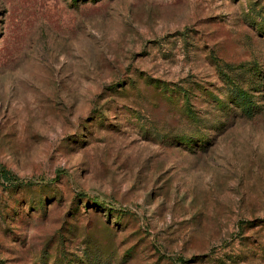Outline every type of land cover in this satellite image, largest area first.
I'll use <instances>...</instances> for the list:
<instances>
[{"label": "rangeland", "instance_id": "1", "mask_svg": "<svg viewBox=\"0 0 264 264\" xmlns=\"http://www.w3.org/2000/svg\"><path fill=\"white\" fill-rule=\"evenodd\" d=\"M1 167L0 264H264V0H0Z\"/></svg>", "mask_w": 264, "mask_h": 264}, {"label": "trees", "instance_id": "2", "mask_svg": "<svg viewBox=\"0 0 264 264\" xmlns=\"http://www.w3.org/2000/svg\"><path fill=\"white\" fill-rule=\"evenodd\" d=\"M72 2L76 3L78 0H71ZM247 74L249 75V87L244 88L243 79L241 77H231L230 78V92L229 95L231 96L232 103L234 104L235 108L241 113L242 116L245 118H250L254 115V111L257 109V104L255 101H253L251 91L253 85L262 83V77L261 74H259V71L255 68H251L247 71ZM222 108L223 106H218ZM185 144H193V145H199L198 149L200 151L205 150V147L209 145V140L206 137H200L198 139L195 138H188L184 141ZM0 179L3 181H9L10 178L9 172L3 167L0 168Z\"/></svg>", "mask_w": 264, "mask_h": 264}]
</instances>
